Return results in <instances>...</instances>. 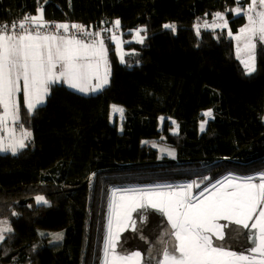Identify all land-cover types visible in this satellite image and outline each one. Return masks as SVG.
I'll return each instance as SVG.
<instances>
[{
  "label": "trees",
  "instance_id": "trees-1",
  "mask_svg": "<svg viewBox=\"0 0 264 264\" xmlns=\"http://www.w3.org/2000/svg\"><path fill=\"white\" fill-rule=\"evenodd\" d=\"M236 7V0H0V24L41 10L44 21L82 23L90 33L119 20L125 61L104 34L110 77L101 92L84 96L55 85L32 114L21 105L32 140L16 155L0 153V222L11 229L0 242V264H98L107 193L153 183L141 178L161 168H202L208 183L259 170L264 44L249 74L225 31L194 30L197 19L221 12L236 33L245 23ZM137 28L144 44H128ZM111 106L124 109L120 132L110 123ZM205 111L212 119L200 133ZM161 118L176 123V135ZM159 138L175 148V160L142 144Z\"/></svg>",
  "mask_w": 264,
  "mask_h": 264
},
{
  "label": "snow or ice",
  "instance_id": "snow-or-ice-1",
  "mask_svg": "<svg viewBox=\"0 0 264 264\" xmlns=\"http://www.w3.org/2000/svg\"><path fill=\"white\" fill-rule=\"evenodd\" d=\"M237 3L239 4V0ZM233 11L237 15L243 12L248 21L238 34L233 35L229 30L228 35L238 42L243 38L244 50L249 56L247 59L241 58L238 46L237 58L241 59L246 71L251 74L255 71L253 52L256 43H264V0H250L247 9L238 6ZM216 20L223 21L222 26L227 28V21L222 14L217 13ZM29 23L35 29L48 27L43 20L42 10L39 16L24 17L18 24L0 25V133L7 131L8 136L12 137L6 143L5 137L0 135V153L11 151L15 155L18 148L23 149L26 146L25 139L31 136L30 132H23L21 138L16 139L15 129L7 127L9 120L13 124L19 122L18 97L21 92L24 106L32 114L44 102L52 83L62 81L69 88L84 94L97 92L108 83L110 64L100 33H95L96 39L85 43L75 36L69 38L52 32H33L26 26ZM119 24V20L115 21L117 28ZM219 26L213 24L210 27ZM17 27L22 32L17 33ZM69 27L91 35L85 33L81 25H55L56 30L62 29L64 32H68ZM164 27L173 32L176 30L174 24H166ZM141 31L144 30L137 31V37H140ZM111 39L117 44L119 55V38L113 33ZM139 42H143L142 37ZM120 62H125L123 55H120ZM101 66L104 68L103 76L100 75ZM93 79L96 80L95 84L92 83ZM112 110L123 117V108L113 106ZM205 115L211 116V112ZM225 180L228 181L227 184L224 181L217 182L220 187L213 184L212 189L215 191H211L208 196L204 195V191H210L207 188L198 196L191 195L192 184L176 188L172 185H156L151 188L114 189L108 204L105 256L107 257L109 249L114 252L119 232L132 220V213L150 206L167 217L177 242L178 255L165 248L163 260L158 264H264V173L244 178L226 177ZM36 199L38 203H47L43 197L38 196ZM220 221H227L245 229L250 227L249 221H253L251 228L258 229L259 242L251 249V255L237 254L235 251L215 246L213 237L217 240L225 238L223 229L227 225L219 223ZM113 225L116 232H113ZM3 230L11 231L10 228ZM60 238L62 236H57V239ZM2 239L0 236V240ZM141 259L140 252H134L127 257L113 255V264H140ZM105 264H108L107 259Z\"/></svg>",
  "mask_w": 264,
  "mask_h": 264
},
{
  "label": "rangeland",
  "instance_id": "rangeland-1",
  "mask_svg": "<svg viewBox=\"0 0 264 264\" xmlns=\"http://www.w3.org/2000/svg\"><path fill=\"white\" fill-rule=\"evenodd\" d=\"M217 13H220V14H222L224 16L223 13L216 12V13H213L212 17H207L206 15L203 16V17H200L199 19H197V21L194 24V30H195L196 33H197V28L199 29V33L201 32V30H208V31L213 32V34H215V36H217V37H218V35H220L219 33H223L222 31H225L226 34H227V38H230L232 40V43H233V46H234V55H235V58L241 63V59H238L237 58V55H238V46H239V49H240L239 55H240L241 58L247 59L248 56H249V53L244 50V40L242 38L238 42L235 39L229 37V35H228V31L230 30L229 23H228V21L226 20V18L224 16V19L227 21V28H224L222 26L223 25V21L216 20V14ZM213 24H217V25H220V26L219 27H215V28L210 27ZM246 24L244 23V25L241 28L245 27ZM241 28H239L236 33H233V35L238 34L239 33V30ZM141 29L142 28H137L134 31H132V36L130 38V42L131 43H136V44H139V45L144 44L145 36L142 34V31L140 32V37L143 38V42L142 43L139 42L140 37H137V35H136L137 31H139ZM262 44H264V43H260V42L256 43V47H255L254 52H253V55H254V65H255L256 51H257V49ZM121 51L123 52L122 49H121ZM241 65H242L243 69L245 70V72L248 73L246 71V69H245L244 64L241 63ZM103 74L104 73L102 72V75L101 76H103ZM109 77H110V74L108 76V81H109ZM59 83H57V84H59ZM52 84L53 85H50L49 86V91H50V89L53 86L57 85V84H54V83H52ZM101 91L102 90L100 89L97 92H89L88 94H84V93H82V94H84V96H89V95H95V94H97V93H99ZM48 94H49V92H48ZM45 101H44V103H45ZM117 107H119V106H117ZM119 108H121V107H119ZM112 109H113V106L110 108V123L116 125L118 131L120 132L121 131V127H122V123H123V117L121 118V116H120L119 113H113V110ZM207 112H209V111H205V112L202 113V120L200 121L199 126H198V130H199L200 133H203L205 131L207 122L212 119V112L210 111L211 112V116H206L205 113H207ZM165 122L170 127V133L172 135H176L177 132H178L177 131L178 128H177L176 123H173V120H171V119H169L167 121L165 119H160V122L159 123H160V125H163ZM201 125H203V130H201ZM7 127L8 128H14L15 129V138L16 139L21 138V135H22L23 132H30L31 133V131L26 126V124H21L20 123V119H19V123H17V124H8ZM2 134L5 137V142L6 143L8 142L9 139L12 138V137H9L8 136L7 131L2 132ZM31 135H32V133H31ZM30 139H32L31 136L28 137L27 139H25L24 143H25L26 146L28 144L27 142ZM142 144L143 145H146V146H148V147H150V148H152L154 150H156L157 153H158V158L159 159H168V160H175L176 159L175 148L172 147L171 145H169L165 141L164 138H159V139L153 140V141H144ZM26 146L24 148H26ZM20 150L21 149L18 148L16 154ZM3 153H6V152H3ZM7 153L12 154L11 151H8ZM169 153H174V155H169ZM254 172L255 173H253L251 175H247V174H244V173L241 175L238 172H229L226 175H223L221 177H218L217 179H215L214 182L208 183L210 181V180H208L209 175L205 173V170H203V172H202V168H200V169L197 170V168H188V167H185V166H175V167H172V168H169V169L161 168L160 170H158V172L156 174H146V175H149V176L142 177L141 178L144 181H147V179H149V178H153L154 179V182L153 183H149V184L148 183H145V184H140V185H136V186H128L126 188H133V187H155L156 185H172L173 187H177L178 185H183V184H186V183H190V184L193 185V188L191 189V195L198 196L206 188L207 189H210L213 184H217L218 181L225 180L226 177H229V178H233V177L244 178V177H247V176H258L259 174L264 173V164L262 163L260 165L259 170H256ZM194 173H196V174H194ZM136 175H138L139 178H140V175L141 174H136ZM163 177L169 178L170 181H173V183H171V182H169L167 180H161V181L158 180V179H161ZM123 181H125V180H123ZM196 185H199V187H196ZM126 188H123V189H126ZM113 190L114 189H112L111 191H109V193H107V195H106V205H105L106 208H105V213H104V217H103V231H104V233L101 235L102 247H101V253H100V260H99V263L98 264H103V260H104V255H105V238H106V235H107V226H108V219H109L108 204H109V198H110L111 193H112ZM3 223L4 222H0V236H2L3 238H5V236L7 235V233L9 231H4L3 229L10 228V226H9V223L8 222H6L7 224H3ZM57 236H61V235L60 234H53V235H51L50 236L51 241L52 242H59L61 238L60 239H57ZM1 241H3V239L0 240V242Z\"/></svg>",
  "mask_w": 264,
  "mask_h": 264
},
{
  "label": "bare ground",
  "instance_id": "bare-ground-1",
  "mask_svg": "<svg viewBox=\"0 0 264 264\" xmlns=\"http://www.w3.org/2000/svg\"><path fill=\"white\" fill-rule=\"evenodd\" d=\"M225 184L228 181L223 180ZM237 182V181H233ZM186 183L183 185H187ZM182 186V185H178ZM217 187H220L217 184ZM133 188H151V187H133ZM176 188V187H174ZM210 191H205L204 195L208 196L211 191H215L212 187ZM149 209H154L160 212L157 208L144 207L139 208L132 213V220L128 221L127 225L119 232L118 239L115 242V250L109 249L107 257L104 255L103 264L107 259L108 264H113V255L119 256H131L134 252H140L142 254V259L140 264H158L159 261L163 260V252L165 248L168 249L170 253H176V240L172 235L173 229L168 221L165 224H161L154 218L151 224L148 223L149 219ZM148 211V212H147ZM151 215L152 213L149 212ZM161 216L164 214L162 212ZM255 217H253V221ZM249 221L250 227L248 229L242 226L230 224L227 221H220L221 224H226L227 227L223 229L225 232L224 240H217L213 237L215 246L224 247L226 249L235 251L237 254L251 255V249L258 244L259 231L258 229L251 228V223ZM134 225V226H133ZM113 232H116L115 225H113ZM134 234V236H131ZM178 255V253H176ZM119 264V262H117Z\"/></svg>",
  "mask_w": 264,
  "mask_h": 264
},
{
  "label": "built area",
  "instance_id": "built-area-1",
  "mask_svg": "<svg viewBox=\"0 0 264 264\" xmlns=\"http://www.w3.org/2000/svg\"><path fill=\"white\" fill-rule=\"evenodd\" d=\"M29 18L30 17H33V16H28ZM24 19V17L22 18H19V19H16V20H12L10 22H6V23H2L0 25H9L11 26L12 24H18L20 21H22ZM115 21L117 20H112L110 23L107 24V22L105 21H102L99 26H100V30L101 33H104L106 34L107 36L111 37L112 34L114 33L118 38H119V41H120V52H119V55L121 54V49L123 50V45H122V38H121V26L119 24V27L117 28L115 26ZM47 24H48V27L47 28H41V29H35V28H32L31 27V24L29 23L28 25H26L31 31L35 32V31H40L42 33H48V32H52V33H55V34H58V35H64V36H67L69 38H71L72 36H75L76 39H80L82 40L83 42L88 40L89 38V35H86L84 33H81L75 29H72L71 27H69V31L68 32H64L62 29L61 30H56L55 29V25L57 24H67L69 26L75 24V25H81L83 26V29H84V32L85 33H90V29L87 25L85 24H82V23H59V22H50V21H46ZM15 31L17 33H20L22 32V29H20L19 27H17L15 29ZM91 34V33H90ZM114 47H115V51L118 52V49H117V44L114 43Z\"/></svg>",
  "mask_w": 264,
  "mask_h": 264
},
{
  "label": "crops",
  "instance_id": "crops-1",
  "mask_svg": "<svg viewBox=\"0 0 264 264\" xmlns=\"http://www.w3.org/2000/svg\"><path fill=\"white\" fill-rule=\"evenodd\" d=\"M236 2H237V0H236ZM249 3H250V0H239V4L237 3V7L238 6H240V7H242V9H247L248 8V5H249ZM236 7V8H237ZM235 9V8H234ZM233 9V10H234ZM233 14L237 17V16H243L244 18H245V24L246 23H248V21H247V18L243 15V12L240 14V15H237V14H235V12L233 11ZM39 15H40V13H39ZM39 15H35V16H39ZM44 20V19H43ZM95 33H100L99 31H93L92 33H91V35H90V37L88 38V40H86V41H84L85 43H89V42H91L92 40H94V39H96V37H95ZM101 34V33H100ZM103 36H105V35H103V34H101V37L103 38ZM111 39V38H110ZM111 41H112V39H111ZM104 43H105V41H104ZM128 44H130L131 42H130V39H129V42H127ZM105 47H106V49H107V46H106V43H105ZM118 53V52H117ZM122 53V52H121ZM122 55V54H121ZM102 72L104 73V68H103V66H101V68H100V75H102ZM60 82V83H59ZM57 83H59V84H57ZM92 83L93 84H95L96 83V80L95 79H93L92 80ZM54 84H57V85H64V86H66L67 88H69L68 87V85L66 84V83H64V82H62V81H58V82H55ZM50 85H53V84H50ZM49 85V86H50ZM107 85V84H106ZM106 85H104L102 88H101V90L106 86ZM70 90H72V91H74V92H77V93H80V92H78V91H76L75 89H72V88H69ZM50 92V91H49ZM80 94H82V93H80ZM49 95V94H48ZM48 95L45 97V99H44V101L47 99V97H48ZM82 95H84V94H82ZM19 102H20V108H21V105L23 106V108L24 109H26L25 108V106H24V103H23V93L21 92L20 94H19ZM46 102V101H45ZM44 103V102H43ZM40 104V105H38V106H42V105H44V104ZM37 106V107H38ZM112 107V106H111ZM27 110V109H26ZM0 112H2V109H0ZM28 112V111H27ZM19 116H20V113H19ZM19 123V122H18ZM8 124H13L12 122H11V120H9V122H8ZM0 135H3L2 133H0ZM31 137H32V135H31ZM31 140L32 139H30L27 143V146L30 144V142H31ZM7 153V152H6ZM1 222H4L3 224H7L6 223V221H1Z\"/></svg>",
  "mask_w": 264,
  "mask_h": 264
},
{
  "label": "water",
  "instance_id": "water-1",
  "mask_svg": "<svg viewBox=\"0 0 264 264\" xmlns=\"http://www.w3.org/2000/svg\"><path fill=\"white\" fill-rule=\"evenodd\" d=\"M147 212H148V211H147ZM149 212H151L152 215H151ZM149 212H148L149 217L151 216V218H150L149 221H148L149 224H151V223L154 221V220H153L154 218H152L153 215L157 218V221H158L159 223H161V224H165V222H167V217H166L165 215L161 216V213H160V212H158V211H156V210H154V209H149ZM131 236H134V234H131Z\"/></svg>",
  "mask_w": 264,
  "mask_h": 264
},
{
  "label": "clouds",
  "instance_id": "clouds-1",
  "mask_svg": "<svg viewBox=\"0 0 264 264\" xmlns=\"http://www.w3.org/2000/svg\"><path fill=\"white\" fill-rule=\"evenodd\" d=\"M100 33H101V31H99ZM101 34H103L104 35V33H101ZM106 35V34H105ZM109 37V36H108ZM111 38V37H110ZM122 38V37H121ZM112 44H113V47H114V43H113V41H112ZM122 45H123V42H122ZM123 50H124V45H123ZM114 52L118 55V53L115 51V47H114ZM123 53V52H122ZM118 56H120V55H118Z\"/></svg>",
  "mask_w": 264,
  "mask_h": 264
}]
</instances>
